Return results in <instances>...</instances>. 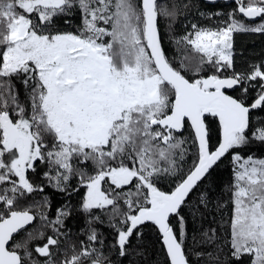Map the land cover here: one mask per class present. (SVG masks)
<instances>
[{"label": "snow or ice", "instance_id": "1", "mask_svg": "<svg viewBox=\"0 0 264 264\" xmlns=\"http://www.w3.org/2000/svg\"><path fill=\"white\" fill-rule=\"evenodd\" d=\"M232 2L0 0V264L143 260L149 226L163 264H264V60L234 47L264 0Z\"/></svg>", "mask_w": 264, "mask_h": 264}, {"label": "trees", "instance_id": "2", "mask_svg": "<svg viewBox=\"0 0 264 264\" xmlns=\"http://www.w3.org/2000/svg\"><path fill=\"white\" fill-rule=\"evenodd\" d=\"M196 4V8L192 10V14L189 15V19H200L203 20L202 17H199L198 11H203L207 14H212L216 12L220 13H227L231 11L235 4L231 2H219L216 3L214 6L208 5L203 3L200 0H193ZM181 21L183 18H179ZM214 19H218L214 17ZM78 22V18H77ZM187 23V21H183ZM207 23V21H204ZM256 22H259L258 19ZM252 23V22H249ZM164 24L165 22L161 21L160 27L161 30L164 31ZM176 31L182 32L183 29L178 23L176 26ZM234 47L236 51V60L237 66H247L251 63H259L261 60H264V33H238L234 36ZM165 47L168 49L169 53H171L174 49V45L168 42L167 36H165ZM218 139V133L213 134V143L216 142ZM245 152L248 154L253 155L254 157L264 158V146H260L259 144H254L250 146L249 149H245ZM233 166L230 163V158L225 157L222 159L221 162L215 166L214 170L212 171L211 176L205 181V183L211 182L214 194H223L225 199H227L228 195V186L233 181ZM55 199L53 201V211L55 207H57L64 199L63 196L56 195L53 193ZM79 200V196L73 195L72 203L76 204ZM68 228L70 229L71 235L73 239L79 235L78 230L85 227V221L83 216L78 212L74 211L72 217L67 221ZM102 230L107 231L106 225L102 226ZM145 236L143 244L147 248V253L143 260H141L138 256H132L128 259H124L121 257H117V261H123V264H130V261H136V264H163L164 254L162 251V245L159 243L156 231L152 226L145 228ZM140 243V242H137Z\"/></svg>", "mask_w": 264, "mask_h": 264}, {"label": "water", "instance_id": "3", "mask_svg": "<svg viewBox=\"0 0 264 264\" xmlns=\"http://www.w3.org/2000/svg\"><path fill=\"white\" fill-rule=\"evenodd\" d=\"M200 1H202L203 3L208 4V5H214V4L219 3V2H231L232 0H216L215 3H209V2H207V0H200Z\"/></svg>", "mask_w": 264, "mask_h": 264}, {"label": "rangeland", "instance_id": "4", "mask_svg": "<svg viewBox=\"0 0 264 264\" xmlns=\"http://www.w3.org/2000/svg\"><path fill=\"white\" fill-rule=\"evenodd\" d=\"M214 5H215V4H214ZM214 5H213V6H214ZM211 6H212V5H211Z\"/></svg>", "mask_w": 264, "mask_h": 264}]
</instances>
